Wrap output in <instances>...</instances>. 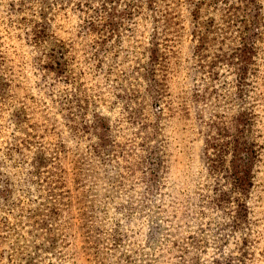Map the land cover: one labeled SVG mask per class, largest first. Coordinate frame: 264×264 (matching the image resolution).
Returning <instances> with one entry per match:
<instances>
[{"label":"rangeland","instance_id":"1","mask_svg":"<svg viewBox=\"0 0 264 264\" xmlns=\"http://www.w3.org/2000/svg\"><path fill=\"white\" fill-rule=\"evenodd\" d=\"M0 264H264V0H0Z\"/></svg>","mask_w":264,"mask_h":264},{"label":"trees","instance_id":"2","mask_svg":"<svg viewBox=\"0 0 264 264\" xmlns=\"http://www.w3.org/2000/svg\"><path fill=\"white\" fill-rule=\"evenodd\" d=\"M250 151H251L252 156L255 157V150H254V148H253L252 146H251V148H250Z\"/></svg>","mask_w":264,"mask_h":264}]
</instances>
